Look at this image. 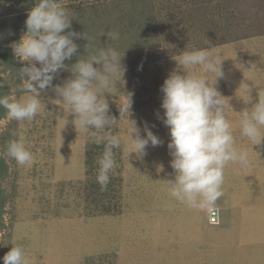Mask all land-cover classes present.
Listing matches in <instances>:
<instances>
[{
	"label": "rangeland",
	"instance_id": "1",
	"mask_svg": "<svg viewBox=\"0 0 264 264\" xmlns=\"http://www.w3.org/2000/svg\"><path fill=\"white\" fill-rule=\"evenodd\" d=\"M27 1L0 3V46L11 54V40L17 42L26 31L24 21L35 6V0ZM59 2L67 9L71 30L82 36L74 38L78 55L64 62L67 68L53 84H62L71 76L76 59H86L100 47L115 48L124 53L121 63L126 71L123 81L118 80L105 94L110 114L119 119L124 95L133 93L131 118L141 128L147 122L163 143L149 146L142 158L130 155L128 161L127 121L117 120L110 130L121 138V147L113 150L117 166L102 189L96 176L104 145L93 143L75 129L73 116L67 117L64 126L66 113L54 92L41 93L45 107L31 122L9 120L4 109L5 117L0 119V165L6 169L0 178V264L18 243L29 264H264L263 238L230 234L226 220L216 226L207 221V207L191 208L169 195L166 181L174 178L167 149L169 135L157 119V113L163 115L160 86L176 68L174 59L181 51L223 47L225 75L215 86L225 98V116L233 135L241 138L236 144L244 145L241 149L248 152L250 164L260 166L246 165L258 189L242 199L264 201V141L251 146L235 133L241 112L256 102L259 89L264 90V0ZM16 21L22 27L13 32ZM112 31L119 33L118 40L101 35ZM240 37H249V44L228 46ZM207 41L209 45H205ZM14 61L19 69L0 60V84L6 88L5 96L20 100L27 95L20 90L23 78L19 70L25 65ZM193 71L199 73V69ZM208 80L212 82L210 74ZM241 82L251 89V103H247ZM21 137L34 155L31 167L18 166L6 155L9 141ZM237 167L232 165L233 172L224 174L223 195L216 206L226 204L228 197L239 201L246 175L242 176L245 166L242 170ZM247 230V236L254 232L251 227ZM223 236L226 244L221 242ZM244 241L247 246L241 245Z\"/></svg>",
	"mask_w": 264,
	"mask_h": 264
},
{
	"label": "clouds",
	"instance_id": "2",
	"mask_svg": "<svg viewBox=\"0 0 264 264\" xmlns=\"http://www.w3.org/2000/svg\"><path fill=\"white\" fill-rule=\"evenodd\" d=\"M24 26L26 31L10 47L14 58L25 65L19 70L23 78L20 90L27 95L20 100L0 96V107L6 109L9 120L31 122L45 107L41 93L54 92L66 113L64 126L67 117L73 116L75 129L89 136L93 143L104 145L97 161L96 176L102 189L107 187L109 174L114 173L117 166L113 150L121 147V138L110 131L117 120L127 121L128 161L130 155L142 158L149 146L158 147L163 143L147 122H142L141 128L131 118L133 93L124 95L126 102L118 107L119 119L110 114L105 94L122 80L126 71L121 63L124 53L121 55L111 47L97 48L86 59H76L71 65V76L62 84H53L58 74L67 68L64 62L78 55L74 38L82 34L71 30L67 9L59 0H35ZM101 35L119 39L115 31ZM209 44L207 41L205 45ZM174 60L176 68L160 86L163 115L157 113V119L168 129L167 149L174 171V178L166 181V190L171 197L191 208L216 207L217 224L210 222L206 210L207 221L216 226L220 223V208L215 204L223 195L225 168L230 164L247 165L249 154L236 146L232 125L225 116V98L215 86L225 75L224 59L219 50L214 47L183 50ZM195 69H199V73L193 71ZM240 87L244 89L247 103H251L249 85L241 82ZM241 116L240 136L251 146L261 145L264 141V90H258L256 102L251 108H245ZM6 155L18 166L31 167L35 163L23 137L9 141ZM2 260L3 264H29L19 243L12 246Z\"/></svg>",
	"mask_w": 264,
	"mask_h": 264
},
{
	"label": "crops",
	"instance_id": "3",
	"mask_svg": "<svg viewBox=\"0 0 264 264\" xmlns=\"http://www.w3.org/2000/svg\"><path fill=\"white\" fill-rule=\"evenodd\" d=\"M249 42H250L249 37H240V39L238 40L237 43L229 42L228 46H231L232 44H234L235 45L234 48H235L236 46L241 45V44L248 45ZM216 48L219 50L220 54L223 53V50H222L223 47L216 46ZM221 56L223 57L222 54H221ZM240 94L244 95V93H240ZM239 128L235 131V133H240ZM235 139L237 142H239L241 138L237 137ZM236 146L239 149H241V147L244 145L239 143V144H236ZM249 164H247V165L249 166ZM255 164H256V166L258 165V167L260 168L259 164H257V163H252L250 165L254 166ZM248 166L245 165V169H244V166L238 165L237 168L239 170H242V169L245 170V172H243L242 176L246 175L244 177L245 181H244V179H242V181H241L242 182V189H241L242 192H240L239 194H242V195H240L241 198L239 197V201H236L235 197H228L227 203L220 205V207H219L220 208V222H221V219H224V221L225 220L227 221L226 225H227V229L230 230V234L235 233V235L241 236V237H243V234H244L246 239H247V237L250 238L252 235L264 239V201L263 202H254V201L251 202V201H246L247 199H245V198L242 199L243 195L249 194V193L254 192L255 190L258 189V187H255V184H258V183L253 181V178L251 176V171L249 170L250 171L249 172L248 169H246V167H248ZM232 169H233L232 165L231 164L228 165L225 168L224 174L230 175V173L233 172ZM253 174H255V172L252 173V175ZM258 174H259V177L261 178L262 173H258ZM259 177H257L256 179L259 180L260 179ZM249 179H252L253 184L247 183L249 181ZM244 183H246V184L244 185ZM252 204L256 206L257 212L253 211ZM252 216H254L255 220L260 218L261 221L256 222L254 220V222H252L251 221ZM249 227H251V229L254 232H252L253 234L251 233L250 236H247V233H249V231L247 229ZM215 230H217V229H215ZM246 231H248V232L246 233ZM250 240L255 241L252 238ZM239 241H241V240H239ZM221 242L223 244H226V239L224 236H223ZM256 242L259 245V241L257 239H256ZM227 244H229V246L231 245V243H229V242H227ZM239 245H240V242H239ZM241 245L247 246V242L244 241V243ZM193 250H194V248H192L191 251H193Z\"/></svg>",
	"mask_w": 264,
	"mask_h": 264
},
{
	"label": "trees",
	"instance_id": "4",
	"mask_svg": "<svg viewBox=\"0 0 264 264\" xmlns=\"http://www.w3.org/2000/svg\"><path fill=\"white\" fill-rule=\"evenodd\" d=\"M9 1L10 0H0V3H2V5H5ZM21 1H25L26 2V0H21ZM32 1H34V0H29V1H27V3H30ZM1 24H3L2 21H0V26H2ZM21 27H22L21 23L16 21L15 24L13 25L12 31L16 32V30H18ZM11 42L13 43L14 41L11 40ZM0 60H2V62L5 63L7 67H11L12 69H19L20 68V65L15 63L13 55L7 50V48H5L2 45L0 46ZM0 89L3 90V91H0V96H5V94H6L4 92V90H6L5 86L3 85V87H0ZM4 117H5V110H4L3 107H0V119H2ZM0 171H1L0 172V178H1L4 175L3 172L6 171V169L4 168L3 163H1V165H0ZM110 176H113V174L110 173Z\"/></svg>",
	"mask_w": 264,
	"mask_h": 264
},
{
	"label": "built area",
	"instance_id": "5",
	"mask_svg": "<svg viewBox=\"0 0 264 264\" xmlns=\"http://www.w3.org/2000/svg\"><path fill=\"white\" fill-rule=\"evenodd\" d=\"M207 213L210 222L216 223L218 218V209L216 207H209Z\"/></svg>",
	"mask_w": 264,
	"mask_h": 264
}]
</instances>
